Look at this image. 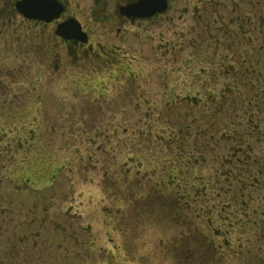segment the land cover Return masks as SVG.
I'll list each match as a JSON object with an SVG mask.
<instances>
[{"label":"rangeland","instance_id":"1","mask_svg":"<svg viewBox=\"0 0 264 264\" xmlns=\"http://www.w3.org/2000/svg\"><path fill=\"white\" fill-rule=\"evenodd\" d=\"M202 11L190 13L172 28L160 22L151 27L153 39L138 41L146 60L132 68L138 84L127 89L123 114L118 103H105L96 114L90 112L91 96L112 86L107 79L100 82L103 69L87 64L79 68L65 58L59 65L48 64L49 45L42 48L37 38L30 40L34 36L24 26L16 27L14 35L15 26L4 30L0 36V264H264V245L257 253L246 250L253 243L252 230L246 235H222L231 228L222 223L209 227L198 204L188 210L169 207L175 189L162 186L166 179L162 182L157 173L170 162L159 150L167 149L169 130H176L179 122H194L202 130L198 137L188 136L185 146L194 152L191 174L202 176L211 190L216 189L215 177L222 178L231 167L246 177L240 172L246 165L244 156L235 150L250 147L252 156L264 154V0H206ZM174 39L190 40V45L175 58L162 57L159 45ZM175 64L194 72L204 68L205 75L211 68L215 78L209 84L234 88L235 95L225 93L219 100L222 118L213 111L215 104L195 114H180L177 107L163 109V75H167L165 88L173 91L179 81L173 82L176 75L188 73L183 67L178 73ZM200 82L187 83L195 90ZM156 108L159 115H154ZM254 115L262 129L251 130L255 139L244 140L242 133L251 127L246 118ZM123 120L125 124L119 122ZM101 122L110 129V147L122 143V151L116 153L119 161L109 166L107 178L94 160L108 156L92 152L105 140L97 137ZM115 125H121L119 131L126 128L128 137L114 132ZM90 129L96 138L91 144L86 135ZM131 129L151 130L152 135H144L143 143L140 139L130 143ZM137 143L142 147L130 152L127 147ZM231 148L233 156L228 155ZM215 201L211 202L216 206ZM248 207L254 213L258 206L251 202Z\"/></svg>","mask_w":264,"mask_h":264},{"label":"flooded vegetation","instance_id":"2","mask_svg":"<svg viewBox=\"0 0 264 264\" xmlns=\"http://www.w3.org/2000/svg\"><path fill=\"white\" fill-rule=\"evenodd\" d=\"M192 1L193 0H0V36L4 35V30H6L8 26H15L12 32L13 35L18 32V30L16 31V27L19 28L24 26L26 32H30V34L34 36V38L30 40H35V38H37L42 48L49 45L48 54H45L48 64L54 62L56 65H59L62 58H65L67 61L72 62V64L79 66V68L87 64L98 70L103 69L105 75H102L104 78L100 80V82H104V79H107L109 85H112L110 87L112 91L108 93L110 88L107 89V87L101 91H96V95L91 96L93 99L90 102L93 103L91 105L94 107L91 106L93 109L90 110V112L96 114L105 103H118L119 106L117 108L121 109L122 112L120 114H123L125 113L124 105L128 102L126 91L129 87L135 88L138 84V76L132 71V68L134 65L140 66V64H143L146 60L141 53L142 49L137 47L136 44L140 39L145 41H147L149 37L153 39L150 36L152 32L151 27L159 25L160 22L172 28L175 23H181L184 17L190 15V13L192 15L193 12L201 14L203 12L202 7L206 0H195L193 4ZM49 17H52V19L48 20ZM247 21L248 20L245 22ZM137 35H141L143 38ZM134 39L136 40L135 44L131 42ZM174 41H176V39H174L173 42L170 40L165 42V44L159 45L158 51L162 53V57L164 55H171L174 57L180 50H185L184 47L186 44L190 45V40H188V42H184L183 40L178 42ZM34 43L35 42H33V44ZM207 55L208 54H206V58ZM167 60L171 61L169 57ZM175 66L178 73L180 72V67L184 68V73L186 70L188 73L176 75L173 82H175L176 78H179V81L172 87L173 91H167V87L165 88L167 79H165V77L167 75H163L162 79V74L158 75L162 82V88H164L163 91H165L164 97L166 100L162 105L163 109L167 107H177L180 110V114H195L199 111L205 112L209 104H211V106L215 104L216 108H214L213 111L217 112V116L219 115L218 119L220 117L222 118V115L219 114L222 110L219 100L226 95L225 93L229 94V96L235 95L234 88H231L230 85H228V87H223V85H221L219 89L218 86L215 88L212 86L213 84H209L213 81L212 78H215L211 68L208 71L209 73L207 72L208 75H205L204 72H206V69L201 67L198 68L197 72H194L193 68L190 69L187 66H177V64H175ZM95 69L93 71H95ZM196 79L201 82L198 84V89L192 90L187 82L189 80L195 81ZM110 97H112V103ZM137 99L139 98L137 97ZM154 108L155 107L152 109L145 108L144 113L149 114V111H152ZM110 109L113 110L112 108ZM155 114L159 115V110L157 108L155 109L154 115ZM213 116L215 115L213 114ZM252 118L253 117L246 118V122H248L246 124H250ZM119 122L125 124L126 120ZM178 124L176 130H169V136L165 142V147L167 149L159 150L161 151V155L166 154L170 157V162H168L162 170L157 172L160 173V180L162 182L166 179V182L162 183V186L175 189V194H171L168 202L171 203L169 207L174 206L177 210H179L177 207L185 206L183 204L184 201H186V205L189 208V195L191 194V190L188 187L185 188L182 186L183 183H186L185 181H180L176 186L175 184L177 181L174 176L175 174L170 170L175 167L176 162L190 164V158L193 156L191 153L194 152L191 148L188 149V147L185 146V140L188 139V136H192L193 138L198 137L202 132L194 122L192 124L189 122L186 125L183 122H179ZM120 126L115 125L112 130L128 137V130L126 128L121 131L117 130ZM100 129H103V131L98 133ZM150 131L151 130H144L141 133L135 129H131V138L129 142L132 143L135 139H140L143 143L144 135L149 136V133L152 135ZM33 132L32 130L29 131L31 141L33 140L31 136ZM109 132L110 129H108V126L103 125V122L100 123V126H97V137L104 138L105 140L103 145L98 144L94 151H92L98 153L100 157L103 155L108 156L107 160L105 158H103V160H99L98 158L94 160L96 163H100L103 166V178H107L108 174H110L109 166L119 161L116 153L122 151V143H115L110 147L111 143L108 142L110 138ZM90 133H92L91 129L86 132L89 144L94 143L96 140L95 130L92 135H90ZM46 137L48 138L47 140H50L49 134H46ZM162 139L164 140V138ZM48 142L50 144V141ZM45 146L48 150L49 145L46 144ZM141 147L142 146L137 143L134 145L130 144L127 148L132 152L133 150L137 151V149ZM125 151H127V149ZM87 158L89 161L91 160V152L88 153ZM128 161L132 162L130 159ZM141 163L142 161H139L138 164ZM146 165H148V163ZM148 166L151 167L150 165ZM152 168L154 169L153 166ZM114 170L116 171V167ZM137 171L140 173V169ZM164 173L165 176H163ZM155 186L158 188L160 184H156ZM108 188L111 189L113 187L110 186ZM205 188L206 186L201 187L199 189L200 192L204 191ZM181 191L182 193L180 194ZM233 255L237 256L238 254L234 252Z\"/></svg>","mask_w":264,"mask_h":264},{"label":"trees","instance_id":"3","mask_svg":"<svg viewBox=\"0 0 264 264\" xmlns=\"http://www.w3.org/2000/svg\"><path fill=\"white\" fill-rule=\"evenodd\" d=\"M252 117L253 121H251V127H246L241 135L243 139H253L254 137L252 136L251 130H258L260 133L262 129L260 119H254L255 116ZM235 133H237L236 130ZM240 134L241 133H239V135ZM262 135L264 136V133ZM235 151L244 156V160L242 161H244L246 165L244 164L241 166L243 169H241L240 172H245V174H247L246 177L239 175L240 173L237 172L235 167L229 168V166V169L224 172V175L222 174L224 180L221 176L215 177V181L212 183V185L216 187L215 190L209 189V183L205 184L203 182V177H193L194 174L190 172L192 164L176 162L175 167L170 171L175 173L174 176L177 181L175 184L176 186L180 181L186 182L183 183L182 186L185 188L188 187L191 190V194L189 195V208L198 204L199 208L203 210L207 217L206 219L208 220L209 227H212L214 224L221 225L222 223V225L224 224L231 228V230L226 229L223 233L221 232L222 235L228 236L234 232H237L239 235H246L248 231L252 230L253 243H248L249 240L246 239L249 245L246 250L248 252L254 250L257 253L263 249L262 247L264 245V174L261 173V169L264 170V154L262 156H252L251 153L253 150H251L250 147H245L244 149L239 148V150ZM228 155L233 156L232 148ZM239 161H241V159ZM235 173H238V175H235ZM187 179L191 180L190 184ZM205 186V190L200 192L199 189ZM208 194H214L215 198L209 199ZM212 200H216V206L211 202ZM210 202L212 203L211 206H213L212 209L211 206H207ZM251 202H254L259 207L252 209L254 213L248 212V205ZM183 204L187 207L186 201H184ZM220 206L223 207L221 208ZM217 208L220 209L217 210ZM258 210L260 212L259 214ZM205 211H209L210 213ZM214 211H216L215 216L211 217ZM237 229H239V232ZM226 243L231 245L228 239H226Z\"/></svg>","mask_w":264,"mask_h":264},{"label":"water","instance_id":"4","mask_svg":"<svg viewBox=\"0 0 264 264\" xmlns=\"http://www.w3.org/2000/svg\"><path fill=\"white\" fill-rule=\"evenodd\" d=\"M54 17H56V16H54ZM50 19H52V17H49V18H48V20H50Z\"/></svg>","mask_w":264,"mask_h":264}]
</instances>
